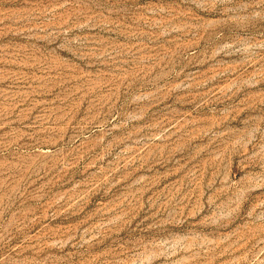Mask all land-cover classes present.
I'll return each instance as SVG.
<instances>
[{"label": "rangeland", "instance_id": "rangeland-1", "mask_svg": "<svg viewBox=\"0 0 264 264\" xmlns=\"http://www.w3.org/2000/svg\"><path fill=\"white\" fill-rule=\"evenodd\" d=\"M0 264H264V0H0Z\"/></svg>", "mask_w": 264, "mask_h": 264}]
</instances>
